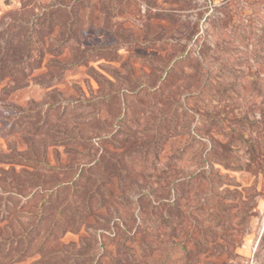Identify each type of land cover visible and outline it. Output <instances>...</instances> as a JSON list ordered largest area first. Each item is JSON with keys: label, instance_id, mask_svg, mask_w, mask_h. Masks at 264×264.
Returning <instances> with one entry per match:
<instances>
[{"label": "rangeland", "instance_id": "rangeland-1", "mask_svg": "<svg viewBox=\"0 0 264 264\" xmlns=\"http://www.w3.org/2000/svg\"><path fill=\"white\" fill-rule=\"evenodd\" d=\"M0 211V264H264V0H0Z\"/></svg>", "mask_w": 264, "mask_h": 264}, {"label": "trees", "instance_id": "trees-1", "mask_svg": "<svg viewBox=\"0 0 264 264\" xmlns=\"http://www.w3.org/2000/svg\"><path fill=\"white\" fill-rule=\"evenodd\" d=\"M50 9H53V8L52 7L44 8V10H42L39 13L38 17H41V16L46 17L48 15ZM51 11H53V10H51ZM37 26H38L39 29L42 30V23H38ZM76 101H77V103L80 102L79 100H76ZM101 140L102 139L95 140V139H86V138H81V137H77L76 139L72 140V141L80 143L81 146H83L84 148L87 149V150H84L82 152H80V151H72V154H73L72 163H73V165L74 166L77 165L76 167L78 169L79 168L85 169V168H89L88 167V165H89L88 163L90 162V160L93 161V164H91L92 168H95L99 164L101 165L102 163H105L107 160L106 159L103 160V158L101 156H100V158L96 157V158H92L91 159L92 156H95V152L100 147V144H102ZM60 168L61 167L53 168V169H57L58 170ZM72 170H75V169H72ZM77 180L78 179L76 177H73L68 182L54 184L52 189L50 190L52 192L48 196L49 199H51V198H55V199L60 198L61 200H63V201L59 200L60 201V205H61V209L59 210V212L62 215H65V217L69 216L72 219H74L72 221V223H67V224H71L72 228H74V229H76L78 226H80L84 222L82 215H79V213H78V209H79L78 206H80V205L82 206V202L78 199L76 192H74V193L71 192V190L75 187ZM65 190L69 191V193H68L69 197L67 196L66 199H64L63 195H62V193ZM42 192H45L44 189L39 187V186H37L36 189H34V190L32 189L30 191V193H28V194H30L31 197L36 198ZM98 194L99 193L96 190L93 191V192L89 191L88 194L85 197L83 205H86V206L89 205L90 202H91V197H93V196L96 197V196H98ZM99 202L102 204L101 199L99 200ZM11 210H14V209H11ZM67 211H69V213ZM14 212H16V214L18 216H20L19 213L16 210ZM66 212H67V214H65ZM0 214H1V211H0ZM5 216H6L5 218L4 217L0 218V222L8 220L9 214H5ZM67 231H69L68 228L64 229V232H67ZM1 235H2V232H0V244L2 243ZM72 257L74 258L75 261H76V259L80 260V254H78V253H72ZM75 261H73V262L75 263ZM63 264H66L65 261H63Z\"/></svg>", "mask_w": 264, "mask_h": 264}]
</instances>
